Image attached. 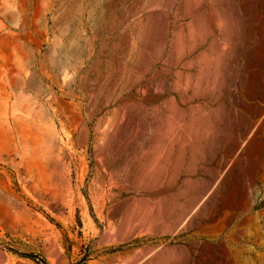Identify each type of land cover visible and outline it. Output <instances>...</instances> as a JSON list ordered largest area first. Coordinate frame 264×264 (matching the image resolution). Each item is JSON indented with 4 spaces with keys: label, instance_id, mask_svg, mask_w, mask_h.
I'll return each instance as SVG.
<instances>
[{
    "label": "rangeland",
    "instance_id": "obj_1",
    "mask_svg": "<svg viewBox=\"0 0 264 264\" xmlns=\"http://www.w3.org/2000/svg\"><path fill=\"white\" fill-rule=\"evenodd\" d=\"M0 264H264V0H0Z\"/></svg>",
    "mask_w": 264,
    "mask_h": 264
}]
</instances>
